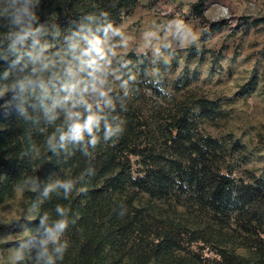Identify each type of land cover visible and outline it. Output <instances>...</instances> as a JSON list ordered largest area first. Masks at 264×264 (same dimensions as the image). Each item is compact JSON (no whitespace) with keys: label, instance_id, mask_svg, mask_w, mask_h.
<instances>
[{"label":"trees","instance_id":"trees-1","mask_svg":"<svg viewBox=\"0 0 264 264\" xmlns=\"http://www.w3.org/2000/svg\"><path fill=\"white\" fill-rule=\"evenodd\" d=\"M138 1L19 0V23L0 3V205L21 188L29 208L0 224L2 264H264V176L202 126L226 116L220 99L162 75L176 60L104 44ZM216 2L227 16L206 15ZM231 2L187 3L199 40L264 24Z\"/></svg>","mask_w":264,"mask_h":264},{"label":"rangeland","instance_id":"rangeland-1","mask_svg":"<svg viewBox=\"0 0 264 264\" xmlns=\"http://www.w3.org/2000/svg\"><path fill=\"white\" fill-rule=\"evenodd\" d=\"M3 0H0V3ZM193 0H139L133 13L104 39L112 53L149 50L162 60H176L173 70L162 75L173 78L178 74H195L197 84L209 97L219 98L226 116L215 123L204 122L203 128L213 134L231 132L245 145L246 159L242 166L264 176V24L249 26L243 33L242 25L225 26L209 37L199 40L201 26L192 18H185L187 3ZM238 13L250 16L264 15V0H232ZM223 3H212L206 10L210 18L227 16ZM192 46L206 50L203 57L187 56L173 50ZM221 49V56L212 58L207 50ZM1 91V90H0ZM239 174V173H238ZM31 186L30 183L26 184ZM144 200L146 196H141ZM29 208L17 188L12 197L0 205V224L19 217ZM10 230L0 229V242L13 239ZM0 247V264L3 261ZM9 258L15 259L10 249Z\"/></svg>","mask_w":264,"mask_h":264},{"label":"clouds","instance_id":"clouds-1","mask_svg":"<svg viewBox=\"0 0 264 264\" xmlns=\"http://www.w3.org/2000/svg\"><path fill=\"white\" fill-rule=\"evenodd\" d=\"M18 3H19V0H11V5H10V7H12L14 9L12 12V15L15 17V21L17 23L20 22L22 15L28 11L26 6L25 7H16V5ZM68 186L69 185H65V187H68ZM60 211L63 212L64 210L60 209ZM66 227H67L66 221L61 220V221L57 222L55 225V230H50L53 233V238H55L56 235H58V233L62 232Z\"/></svg>","mask_w":264,"mask_h":264}]
</instances>
